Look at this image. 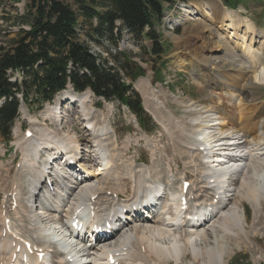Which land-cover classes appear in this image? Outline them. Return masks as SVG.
I'll return each mask as SVG.
<instances>
[{"label":"rangeland","instance_id":"obj_1","mask_svg":"<svg viewBox=\"0 0 264 264\" xmlns=\"http://www.w3.org/2000/svg\"><path fill=\"white\" fill-rule=\"evenodd\" d=\"M64 1L71 5L72 8H75L74 0ZM237 1L238 3L236 5L235 1H232V5L229 4V10L234 11L237 16H239L240 20L246 18L250 19L258 32L260 33L262 31L264 33V0ZM216 2H220L223 6L226 4L225 0H177L176 5L168 10L171 18L165 19L163 24L159 27V31L162 35V43L167 47L166 54L162 61L149 53V50L153 46L152 41L146 40L138 43L131 39L128 32L123 33V40H120L117 52H123L131 56L132 61L142 67L144 74L137 80L134 86L144 100L146 112L152 118L151 123H147L146 130L153 132L142 131L137 124L136 118L127 111H124L117 103L101 101L99 104V100L93 95L90 96L91 101L88 103L89 106H87V108L90 109V114L93 117H91V119L96 120L99 125L107 123L112 126H110L109 130L110 136L106 139L101 138V141L105 140L104 143L107 145L106 148H108L109 156L114 161L113 163L118 165L119 159H122L126 164H121L117 168H115V166L113 167L114 175L122 178L124 182L123 188L127 190L126 193L132 190L133 182L135 181V179L129 177L131 173H135L136 179L141 178L144 182H157L160 187L164 186L165 188H169V190H166L163 187L164 196H166L167 192H182L181 184L183 183L182 181L186 179L192 184L187 194L189 200L188 208H193L194 201H192L189 196L192 194L196 196L198 189L203 186L201 182L204 173L202 172L203 166L201 167L200 164L202 160L197 151L198 146L188 145L186 142L187 138L180 136V131H190V127L192 126L191 121L195 118L189 119V117L192 116L188 111L194 109L196 106L198 109L202 107V104H206L205 99L208 96L211 97L212 94V97L221 100V104H217V106L221 108V113L225 116L224 118L227 117L226 119L231 123V126L238 128L240 134L245 136V139H236L237 146L239 144V146L242 147L248 144L249 139L247 135L252 139L260 134H264V77L263 81L259 83H254V81H252V78L259 73L264 66V37L258 38L255 43V48L259 51L261 59L251 63L252 68L245 73L248 75L242 76L244 78L243 81L242 79L241 81L238 80V75L241 73L236 68H233V66L236 65L235 63L231 65V62L228 61L229 63H217L218 65H211V67L203 65L197 58L201 55L210 56L213 53L216 54V51L207 50L208 46H206L204 49L205 52L198 49L200 51V55H198L192 51L193 48L197 49L196 45L192 47L189 45L193 40L195 42L198 41L197 44L203 45L202 40L204 38L201 40L199 37H204L208 34L204 33L205 29H199L201 32L197 30L192 33V30L198 29V22L188 19L182 20L180 19L181 15L185 14L186 8L192 7L195 3L207 5ZM27 4V0H0V47L10 48L14 41L20 37L22 29L30 30V26L21 20V17L27 14ZM81 20L79 32L82 42L89 41L87 44L91 52L98 57V62H101V59H106L109 62V66L115 65L116 67V62L112 59V54L117 53L115 52L116 47L108 41H106L104 45H100L89 37V34L92 33L97 26V20ZM222 24L223 22L219 20L218 26L220 27ZM116 25L120 26L121 24L117 22ZM241 29L245 32V28ZM185 41L187 44L184 43ZM204 41L206 40L204 39ZM208 51L210 53H208ZM100 55L102 57H99ZM138 55H140V58L137 57ZM183 60H187L189 66L187 65L180 68L178 65ZM116 68H119V66ZM13 78H22V75L15 74ZM141 79H146L150 83L149 85L145 81V83H143L144 86L149 87V101L147 99V94L145 93V95H143V92L140 90L142 89V85L139 84L138 86V81ZM248 79H251L250 81H252L253 84L248 86ZM127 82H131V80L127 79ZM225 83L234 84V88H240L237 89V93L234 91V98H231L229 95L227 96L225 93L227 91L225 90L226 87L231 88L230 86L225 87ZM235 83L237 84L235 85ZM174 97H180L183 104L177 103ZM162 104H165V107L162 106ZM52 105L53 112H55L56 108L59 106V114L63 111L61 108L65 106L71 107V110L63 111L64 117L62 120L58 121L57 124L55 121L45 120L40 117L44 109L41 111L38 110L37 105L27 106V104L20 103L21 116L13 126L10 143L0 136V208L5 207L2 205V201L7 199V196L10 195L8 193L9 191L18 188L20 195L24 196L29 194L30 180H39V177L42 176V168L45 164V160L50 156L47 155L48 152L40 153L39 160L41 163L37 167L25 166L22 162L24 158V148L20 146L22 142L26 140L24 132L31 130L33 133H36V131L40 132L38 128L41 127V129H46L45 127H48L50 130H60V134L65 132L74 135L77 143L82 144L84 147L87 146L86 148L88 149L91 142H94L92 136L88 137L85 127H82L83 124L85 125V122L80 105L71 104L70 101L56 102ZM191 106L194 107L191 108ZM258 110H260V112H258ZM154 114H156L157 117L154 116ZM199 115H202L203 120L201 119V121L204 122L207 114L199 113ZM35 119L40 120L42 126L31 124V121ZM203 122L202 124H204ZM204 125L207 124L205 123ZM242 131L246 134L244 132L242 133ZM42 132H46V130ZM63 137L65 139L67 138V136ZM199 137L201 136L199 135ZM242 141H244L243 144H241ZM192 144H194V141H192ZM110 145H113V147ZM88 149L84 153L83 158L85 167H80V171L77 172H82L84 175L90 174L89 177L85 176L83 181L91 179L94 182L96 189L92 194L96 192H99V195L102 194L98 202V207L100 212H104L112 202L110 196L111 189H116V186L112 187V185H108L105 180L104 182L102 181V178L106 176L103 175V173L102 176H100L101 172L99 170V172H97V164L91 161L94 155L91 154V152H94L96 149L92 148L90 151ZM119 156H122V158H119ZM252 158V161L255 163L256 159L254 157ZM81 169H85V172ZM32 171H37L36 177L32 176ZM242 178L243 174L240 172L237 180H234L233 187L235 191L232 193L233 196L230 201H227V204H229L227 209H230L234 204H239V206L245 210L248 220L252 221V207L236 193V188H239ZM252 178L254 180L257 179L255 176ZM98 180L103 182L99 188ZM145 190L146 189H144V191ZM65 195L64 193L60 201H56L55 198L50 195V198L58 202V207L53 206L54 204L51 200L52 204L49 202L46 203L48 207L42 204V207H40L41 209L38 211L40 214L38 215L37 213L36 215L38 217L42 215L45 221L54 220L55 218L58 219L57 216L63 220L67 218L75 209V204L70 203ZM25 199L27 198H24L22 201L23 203L20 206V210L28 207L27 200L25 201ZM7 207H9V204ZM162 207L163 205L160 207V214L157 211L158 209L156 210V214H159L156 220L158 218V222L161 224L163 223L161 220ZM14 209L15 206L13 207V210ZM51 209L56 210L51 212L49 211ZM10 213L12 223H15L18 233L21 236L32 238L34 241L43 244L40 236L36 235L35 231L29 229L28 222L26 223L20 218H17L14 216L13 212ZM170 214L173 216L175 215L172 210ZM150 218L153 219L155 216L151 215ZM262 219H264V217ZM181 230L182 228L180 232H182ZM180 234L181 233H179V236L181 237ZM119 239L120 236L116 237L114 243H117ZM239 241L237 243L231 242L230 244L233 254L228 260V264H264V232L248 238L246 237V239L242 237ZM100 246H102V244H100ZM94 254H97V252H94ZM152 256L154 257V255ZM193 262L194 256L192 252H188V258L185 259L182 264H194ZM168 264L175 263L170 262ZM195 264H201V260L196 261Z\"/></svg>","mask_w":264,"mask_h":264},{"label":"bare ground","instance_id":"obj_2","mask_svg":"<svg viewBox=\"0 0 264 264\" xmlns=\"http://www.w3.org/2000/svg\"><path fill=\"white\" fill-rule=\"evenodd\" d=\"M180 19L198 22V29L192 30V33L199 29H205L204 33L208 34L204 37H199L201 40L204 38L208 45L204 39L202 40L203 45L197 44L198 41L195 42L194 40L189 43L191 47L196 45L197 49L193 48L192 51L198 55H200L198 49L205 52L204 49L206 46H208L207 50L216 51V54L211 52L213 54H209L210 56L201 55L197 58L203 65L211 67V65H218L217 63L226 64L228 61L231 62V65L235 63L236 65H234L233 68H236L241 73L238 75V80L241 81L242 79L243 81L244 78L242 76L248 75L245 73L251 70V63L261 59L259 51L255 48V43L258 38L264 37V33L262 31L259 33L250 19L246 18L240 20L239 16H237L234 11L227 9L220 2L207 5L195 3L192 7L185 9V14L181 15ZM219 20L223 22L220 27L218 26ZM241 28H245V32L242 31ZM184 43L187 44L186 41ZM208 53L210 52L208 51ZM187 65V60H183L178 66L181 68ZM263 77L264 66L261 71L252 78V81H254V83H259L263 81ZM250 80L247 82L248 86L253 84ZM144 81L147 82L148 85L150 84L148 80L141 79L138 81V86L139 84L142 85V89L140 90L143 92V95H145V93L147 94V99L149 101V87L143 85V83H145ZM237 83H235V85ZM224 86H230L232 88L226 87L225 90L227 91L223 92L233 98L235 97L234 91L237 93V89H240L239 87L234 88V84L231 85L230 83H225ZM212 96L213 94L211 97L208 96V99H205L206 104H202V107H199V109L196 106L194 109L188 111L192 116L189 117V119L195 118L191 121L192 126L190 127V131H188L189 133L187 131H180V136L186 137V142L190 146H198L201 140H204L203 145L205 148H209V153L218 151L219 149H217V147L222 145L235 147L236 141L245 137L243 134H240L239 130L231 126V123L226 119L227 117L224 118L225 116L222 115L221 108L217 106V104H221V100ZM174 99L177 103L183 104L181 98ZM63 101H70L71 104L80 105L85 125L90 126V128L94 126L96 136L92 137V140L95 144L93 149L96 150L91 152V154H94L93 157L91 156V161L93 162L94 159L99 163L98 167L100 168L98 170L101 172L100 176H102V173L106 176L102 178V181L104 182L105 180V182H107L108 185H112V187L116 186V189H111L110 196L112 202L104 212H100L98 207V202L102 194L99 195V192L92 194L96 189L94 182L91 179L83 181V178L85 176L89 177L90 174L84 175L82 172H77L79 171L78 168H73L71 170V177L60 180L51 195L56 201H60L65 193V197L68 198V201L75 204V209L69 215H77L78 218H81L84 212L89 211L95 214L94 217L100 220L103 226L106 224V219L110 211H113L114 214L119 216L118 221L122 225L121 228H115L116 231H112L110 236L107 234L105 237L97 238V243L93 248V251L97 252L94 256L95 264H110L108 261L110 256H113L118 264H168L170 262L182 264V262L188 258V252H192L194 256V264L199 260H201V264H228V260L233 254V250L230 246L231 242L237 243L242 237L246 239V237L248 238L264 232V219H262L264 217V134H260L252 139L247 135L249 142L247 146H242L244 148L240 153L243 154L249 149V154L244 160H238L237 163H239L240 166L236 167V169H240L239 173L242 172L243 174L242 182L239 188H236V193L252 207V221L248 220L245 210H243L239 204H234L230 209H227V205L225 208L224 206H221V208L208 205L206 200L200 201L199 197L206 198L209 195L208 190H212L215 186L220 185L222 179L219 178L212 182V178H208L207 175L202 177L203 180L201 183L203 186L198 189L199 193L193 198L194 203L191 209L195 211L198 220L196 221L193 218L187 219L184 211L181 210L179 197L182 192H167L164 198L165 201L161 200L160 202L163 205L161 216L163 223L161 224L158 222V218L156 220L160 212L153 219L142 215L131 217L130 213H117L122 208H133L141 199L144 201L143 195H146L150 190L161 192L164 195V188L159 186L160 188L157 189L155 182H144L141 178L136 179L135 173H131L129 177L135 179V181L133 182L132 190L126 193L127 190L123 188L124 182L122 178L114 175V163L109 156L108 148H106L107 145L104 143L105 140L101 141V138L106 139L110 136V124L102 123L99 125L96 120L91 119L90 109L87 108V106H89L88 103L91 101L89 99V93L76 94L72 92V90H66L56 99V102ZM59 106L56 108L55 112L52 110L53 105L47 106L40 114V117L57 123L61 120V117H64L63 111L71 110V107L65 106L61 108L63 111L58 116ZM162 106L165 107V104H162ZM192 107L194 106H191V108ZM197 111L200 114L204 111L203 113L209 115L211 120H206L209 124H202V116L199 118L200 115ZM154 116L157 117L156 114H154ZM87 119L91 122L86 121ZM31 124L42 126V122L38 119L31 121ZM98 125L99 127H97ZM45 128L46 129H41V127L38 128L40 132L36 131V133L31 131L33 133L32 137H26V140L20 145L24 148V158L22 162L25 166L37 167L41 163L39 160L40 153L50 152L49 150L52 147L59 149L65 146L64 148H67L70 153L75 152L74 155L81 152L84 158L85 150L88 148H86L87 146L84 147L82 144L77 143L74 135L65 132L60 134V130H50L48 127ZM254 129L259 130L260 128ZM43 130H46V132H42ZM103 132L104 134L102 137H99ZM199 135L201 137H199ZM215 135L219 136L220 139L214 138L213 136ZM63 136H67V138L65 139ZM192 141H194V144H192ZM243 142L244 141H242L241 144H243ZM110 146L113 147V145ZM50 156L52 158L55 154L50 152ZM251 156L256 159L255 163L252 161L253 158ZM259 157L260 159H258ZM249 161L250 163L248 164ZM81 162L82 160L77 166H82ZM46 163L47 160H45V164ZM235 166L236 163H233L232 168ZM48 169L47 167H43L41 175L45 174V171ZM236 169L228 170L234 173ZM215 170L216 169L213 168L211 164L202 167V172L204 174L206 172L212 174ZM82 171L85 172V169ZM238 174H235L234 179ZM251 174L257 179L254 180ZM32 176L36 177L37 171H32ZM98 181L99 188L103 182L100 180ZM36 182L42 183V177H39L38 181H34L33 179L30 180V191L29 194L24 195L25 197L20 195L18 188L9 191L8 193L10 195L7 196V199L3 202L5 207L0 208V264L12 263V256L9 255L11 246L13 243L16 244L15 249L19 248L18 246H23L22 240L30 241L34 250L37 248L50 249L49 241L51 239H57L61 244L63 243L68 246L74 242L72 238L75 237L69 234L70 232L65 226V221L60 219L59 216H57L58 219L55 218L54 220L45 221L42 215L39 217L36 215L41 208L33 209L30 204H28L27 208L20 210L24 198L31 199L33 197L32 193L37 189ZM38 185L40 186V184ZM46 189V192L50 193L48 188ZM144 189L146 190L144 191ZM94 197H96V200H93ZM15 202L17 203V208L12 210L13 205L16 204ZM56 203L57 204L54 205L58 207L59 204L58 202ZM8 204L9 207H7ZM35 204H38V202L35 201ZM56 209H51L49 211L52 212ZM171 210L174 212V216L170 214ZM10 212H13L14 216L20 218L22 221L28 222L29 229L35 231L36 235H39L42 241L34 237L43 242V244L34 241L32 238L28 239L21 236L18 233L15 223H12ZM39 214L40 213H38V215ZM42 214L45 215L44 213ZM7 223L10 225H7ZM181 228L182 232H180ZM102 230L106 229L102 228ZM179 233H181V237ZM118 236H120V239L117 243H114L115 238ZM100 244H102V246H100ZM152 255H154L155 259Z\"/></svg>","mask_w":264,"mask_h":264},{"label":"trees","instance_id":"obj_3","mask_svg":"<svg viewBox=\"0 0 264 264\" xmlns=\"http://www.w3.org/2000/svg\"><path fill=\"white\" fill-rule=\"evenodd\" d=\"M232 1L238 3L225 0L226 6ZM27 2V14L21 20L30 30L22 29L10 48L0 47V99H4L0 106V136L7 142L11 139L12 127L19 117L18 95L27 106L42 109L68 86L76 92L90 89L98 97L128 106L146 127L150 119L133 82H127L142 76V67L131 56L117 51L112 59L119 68L109 66L106 59L98 62L89 41L80 39V23L81 19L97 20L89 37L100 45L108 41L117 47L124 32L138 43L152 41L149 53L161 60L165 49L159 27L167 5L174 6L176 0H74L75 8L64 0ZM117 22L122 25L117 27ZM146 28L149 32H145ZM17 72L22 78L13 82L11 78Z\"/></svg>","mask_w":264,"mask_h":264},{"label":"crops","instance_id":"obj_4","mask_svg":"<svg viewBox=\"0 0 264 264\" xmlns=\"http://www.w3.org/2000/svg\"><path fill=\"white\" fill-rule=\"evenodd\" d=\"M188 63V62H187Z\"/></svg>","mask_w":264,"mask_h":264}]
</instances>
